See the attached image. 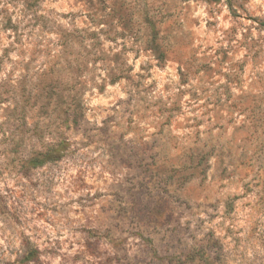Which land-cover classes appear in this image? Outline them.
Returning <instances> with one entry per match:
<instances>
[{
	"label": "rangeland",
	"instance_id": "1",
	"mask_svg": "<svg viewBox=\"0 0 264 264\" xmlns=\"http://www.w3.org/2000/svg\"><path fill=\"white\" fill-rule=\"evenodd\" d=\"M264 0H0V264H264Z\"/></svg>",
	"mask_w": 264,
	"mask_h": 264
},
{
	"label": "trees",
	"instance_id": "2",
	"mask_svg": "<svg viewBox=\"0 0 264 264\" xmlns=\"http://www.w3.org/2000/svg\"><path fill=\"white\" fill-rule=\"evenodd\" d=\"M262 28L264 29V23L261 24Z\"/></svg>",
	"mask_w": 264,
	"mask_h": 264
}]
</instances>
